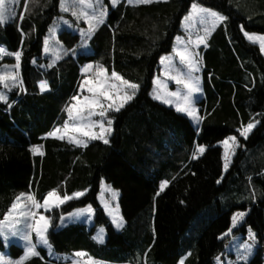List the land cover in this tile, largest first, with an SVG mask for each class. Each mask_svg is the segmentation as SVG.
Masks as SVG:
<instances>
[{
    "label": "trees",
    "instance_id": "obj_1",
    "mask_svg": "<svg viewBox=\"0 0 264 264\" xmlns=\"http://www.w3.org/2000/svg\"><path fill=\"white\" fill-rule=\"evenodd\" d=\"M194 2L228 17L198 47L196 106L202 119L196 126L150 95L160 57L171 51ZM59 4L28 0L25 11L24 0H13L8 8L15 15L0 23L5 51L0 64L17 65L12 53L21 52L16 81L0 84L7 96L6 103L0 101V219L24 191L37 200L52 189L61 195L82 192L48 212L47 239L54 252L83 250L113 264H178L181 257L183 264H213L224 249L222 236L232 215L243 211L233 232L250 228L258 246L247 262L237 264H264V55L244 36L245 31L264 34V0L107 3L105 22L87 36L86 45L79 33L57 30L60 58L51 60L44 39L60 14ZM85 63L92 65L87 74L81 73ZM97 65L139 85L120 111L108 113L109 143L90 140L84 147L48 136L64 122L66 106L84 92L82 80ZM41 80L48 84L43 91ZM249 122L255 127L245 138L239 130ZM230 135L239 145L224 171L218 143ZM37 145L39 154L32 147ZM197 145L205 151L194 158ZM101 179L118 190L119 229L98 202ZM165 179L169 183L161 189ZM85 206L93 209V225L58 226L62 215ZM97 227L106 234L102 243L93 237ZM9 247L13 257L22 252L16 244ZM37 250L40 256L24 264H67L53 260L45 247Z\"/></svg>",
    "mask_w": 264,
    "mask_h": 264
},
{
    "label": "snow or ice",
    "instance_id": "obj_2",
    "mask_svg": "<svg viewBox=\"0 0 264 264\" xmlns=\"http://www.w3.org/2000/svg\"><path fill=\"white\" fill-rule=\"evenodd\" d=\"M152 0H128L129 4H141V3H151ZM25 3V11H27L28 0H24ZM113 6L118 3V0H111ZM96 5H99L97 7ZM72 15L77 17V19L83 18L85 22L88 24V29H80L82 38L87 34L88 37L92 35L95 31L96 27L105 22V17L107 14V9L103 6L102 0H78L79 11L76 10L77 5L73 4L72 6ZM61 9L63 11H69V6L66 4V0H61ZM87 9H91V13L87 11ZM15 15V13L6 7L5 0H0V23H5L11 16ZM21 19H23V14H21ZM199 19L201 24H210V28L206 27L204 29L205 35L200 36L197 35L195 41H191L189 39L188 42L185 43L184 47L181 49H174L177 55H179L181 62L187 65V72H178L177 75L173 76L172 79L176 81L177 85H183L184 91L180 90L176 92L170 93V96L176 97V107L177 111L185 112L188 116L192 117L193 121L199 123L202 117L199 116L197 109L194 104V93H198L201 91L200 88V79L197 76L193 75V72L199 71V60L197 57L199 53L193 51L190 45H195V47H199L201 44L206 45V37L218 24L225 22L228 17L221 14L218 11H215L211 8H206L200 5L199 3L194 2L191 6V11L184 17V21L189 22V26L193 20ZM65 23H68L65 21ZM243 30V26H242ZM50 32H54V28H50ZM245 37L253 42H258L261 52H264V34L257 33H249L247 31L244 32ZM177 40H181V37L177 36ZM86 42V41H85ZM45 52H49L48 40H45ZM4 52V49L0 47V53ZM16 57L17 65L19 67V61L21 57V52L17 51L12 53ZM59 55H56L55 59H59ZM166 57L161 56V63H165ZM55 63V60H53ZM51 66V65H49ZM92 67L91 64H86L81 69L82 72L87 71ZM97 76L94 79V83L90 84L87 88V91L91 94L89 96H85L82 101H78L77 96H73V101H78L77 103H71L67 105L68 115L70 120L65 121L63 126V133L60 128H55L49 133L48 136L57 137L61 140L67 139L70 143H74L76 145L87 146V139L78 138L77 133H81L82 137L90 138L93 140H102L105 144L109 143L108 136L112 132V119L108 117V111L110 109H114L115 111H120L121 108L125 106V104L132 100L136 95V91L139 88L137 83L131 82L117 73L115 70L111 72L110 75L107 74V70L103 65H97L96 68ZM11 79L13 82L16 81L17 76L13 73H5L0 74V81H7ZM88 83L87 77L85 78L84 83L81 85V88L84 87V84ZM155 83V81H154ZM41 91L48 87L47 81L41 80L39 81ZM7 87V84H5ZM154 99H163L164 103L171 104L173 103L172 99L164 98L160 95H156L155 93ZM0 101L7 102V96L0 92ZM11 105H9L10 107ZM96 115L100 119H92V117ZM105 120L107 121L105 123ZM78 121L79 123H76ZM255 127L253 122H249L247 125L241 127L240 135L247 138L251 130ZM98 128V131H97ZM225 147L224 153V168L228 169L229 164L232 159V155L235 153L236 148L239 145V141L236 136L226 137L223 141H221ZM33 151H39L40 146H32ZM205 151L204 145H197L196 151L193 153V157L195 158L198 153H203ZM220 182L219 180L217 181ZM169 183L168 180L161 181V189H163ZM113 198L118 195V190H112ZM83 195L82 192H74L71 195L64 194L61 195L57 189L50 190L45 197L43 198V204L39 200L36 199L35 195L32 193H21L16 199L19 202L21 198H25L27 201H31L33 206L37 209L44 207L48 209L55 204L59 206L60 204L65 203L66 201L72 199L73 197H79ZM183 203V201H182ZM108 205H105L106 210H108ZM18 208V203H13L9 213L5 215L3 220H0V234L3 235L5 241H8V232L11 231L12 235H16L20 230L16 228V225L21 223L20 220L14 219L12 216V210ZM118 208V205H117ZM79 211H87L91 213L93 209L89 206L87 209H81ZM112 217V223L116 226V228L123 227V217L118 214V212L112 211L109 212ZM21 216H31L33 223L29 224L26 220L24 223L27 225V228L24 230L23 239L27 242L25 245V252L22 256L17 259L14 264H24L26 260L33 256H40V252L37 250V244H43L49 248V252L51 254V245L47 239L48 228H49V219L44 215H39L37 219V213L31 212H20ZM245 213L243 211L234 213L232 216V224L235 226L239 221H241L244 217ZM91 219V217H89ZM34 231L36 235V242H33L31 232ZM229 232L231 229L228 230ZM103 232L104 229L101 228L97 235L94 236L98 242H103ZM249 236L252 241H255V234L252 233L249 228ZM10 243V241H8ZM253 248V243H249L245 241L243 244L239 245V249L237 251V259L247 261L249 255L251 254ZM75 257L81 258L86 257L87 253L83 250L77 251L74 254ZM92 258L87 257L86 264H91ZM8 264H12L11 261ZM73 264H79V261L74 259ZM183 264V261L180 262Z\"/></svg>",
    "mask_w": 264,
    "mask_h": 264
},
{
    "label": "rangeland",
    "instance_id": "obj_3",
    "mask_svg": "<svg viewBox=\"0 0 264 264\" xmlns=\"http://www.w3.org/2000/svg\"><path fill=\"white\" fill-rule=\"evenodd\" d=\"M12 2H13V0H5L6 7L8 8L9 6H11ZM127 2H128V0H127ZM93 3H95V0H93ZM107 3L111 4V5H113V4L111 3V0H102V4L107 9V12H108V4ZM66 4L69 6V11H63L61 9V0H60V4H59L60 14L56 17V19L50 25V27L48 29V33L44 39V42H45L46 38L48 40V47L50 50L47 53H49L51 60L56 57L58 50H59V47L61 46L57 42L58 41L57 40V30L64 27L66 29H69L70 31L77 32L81 35L80 29H84L85 33H86V30L88 29V24L85 22V20L83 18L77 19V17L72 15L73 9L71 6L73 4L77 5L76 10L79 11L78 0H66ZM192 4H191V6H192ZM96 6L99 7V5H96ZM191 6H190L188 13L191 11ZM87 11H89V13H91V9H87ZM184 17L181 21L180 34L177 35V36L181 37V40H177L176 39L177 36H176L174 41H173V46H172L171 51L169 53L163 55L166 57L165 63L162 64L161 61H159L160 68H159L157 75L153 79L152 87H151V91H150V95L153 99H154V95H153L154 93L156 95H160L164 98L172 99L173 103H171V104L164 103L163 99H155V100L159 101L160 103H162L166 106L172 107L175 111H177V107H176L177 98L170 96V93L176 92L178 90L183 92L184 88H183V85H177L176 81L174 79H172V77L177 75L178 72H181V71L187 72L188 69H187V65L185 63L181 62L179 55H177V53H176V51H174V49L183 48L185 43L188 42L189 39H191V41H195L197 35H200V36L205 35L204 29L206 27L210 28V24H201L199 19L193 20L191 22V25L189 26V22L184 21ZM65 21H67L68 23H65ZM82 22L84 24H82ZM50 28H54V32H50L49 31ZM249 33H251V32H249ZM81 37H82V35H81ZM82 39L84 40V45H86L88 43L87 42V34H85V36ZM256 44L259 45L258 42H256ZM201 45H203V44H201ZM201 45H199V46H201ZM190 47L193 51L198 52V48L195 47L194 44L190 45ZM44 49H45V44H44ZM262 53L264 55V52H262ZM15 59H16V57H15ZM197 59L199 60V56L197 57ZM84 65L82 66V68L84 67ZM199 68H200V64H199ZM15 70H16V65H12V63L0 64V74L13 73V72H15ZM89 71H90V69H88V71L86 73H88ZM107 74L110 75L111 73L107 72ZM193 75L199 77V71L193 72ZM96 76H97V72H94L93 75L87 77L88 83L84 84V92H82L80 95L77 96L78 101H82L85 96L91 95L87 91V88L90 84L94 83V79ZM85 78L82 80V84L84 83ZM154 81H155V83H154ZM3 83H4V81H0V84H3ZM39 86H40V84H39ZM193 96H194V104H195V107L197 109L196 101L201 96V91L198 93H194ZM78 101H73L72 103H77ZM111 110H114V109H110L108 111V113ZM177 112L185 115L189 119V121L191 122L192 125L196 126L198 124L197 122L193 121L192 117L188 116L187 113L179 112V111H177ZM65 115L66 116H65L64 122L62 124L56 125L53 129L60 128L61 132L63 133V126L65 124V121L70 120L67 109H66ZM107 118H109V115ZM92 119L95 120V119H100V118L98 116L94 115L92 117ZM106 122L107 121L105 120V123ZM76 123H79V122L76 121ZM97 131H98V128H97ZM239 134H240V131H239ZM76 135L78 138L87 139V141L93 140L90 138L82 137L81 133H77ZM109 136H108V138H109ZM230 136H233V135H230ZM227 137H229V136H227ZM65 139H67V136L65 137ZM220 142L218 144L222 148L223 169L225 171V168H224L225 147ZM36 153L39 154L40 150L36 151ZM110 189L116 190V189L112 188L109 184H107L104 179H101L100 183H99L98 202L100 203L101 207L105 210L106 215L110 218V221L112 222V217L109 214V212L115 211V212H118V214L120 215L119 206L117 208L118 195L119 194L115 198H113L112 191ZM21 193H32V192L24 191ZM81 196H79V197H81ZM39 201L41 202V204H43V199L39 200ZM13 203H18V208L15 210H12V216L14 219L21 221V223L16 225V228L19 229L20 231L16 235H12L11 231L8 232V241H10V243L8 241H5L3 235L0 234V241L4 245V249L2 251H0V264H8L9 261H11L12 264H14V262L17 259H19V257L22 256L25 252V245L27 242L23 239V234H24V230L27 228V225L24 223V221L26 220L29 224L33 223V221H32V218L30 215L29 216H21L20 212L23 211V212L37 213L38 214L37 219L39 218V215L46 216L49 219V228H48V230H49L51 228L52 219L48 215V212H50L53 208L59 207L61 205L60 204L59 206H56L55 204H53V206L48 208V209H45L44 207L37 209L33 206L31 201H27L25 198H21V200L19 202L17 201V199H15ZM13 203H12V205H13ZM106 204L109 206L108 210H106V208H105ZM12 205L10 206L9 210L6 212L5 215H7L9 213ZM88 207L89 206L76 208V209L62 215L58 221V226H63V225L73 223V222H82V223L86 224L88 227L93 225V223H94L93 212L89 213L87 211H79L81 209H87ZM5 215H4V217H5ZM4 217L0 220H3ZM89 217H91V219H89ZM242 220L239 221L235 226H233L232 217H231V223H230V228H229V229H231V231L229 232L228 231L229 229H228L223 234L222 237H226L227 240L225 242L223 251L215 257L213 264H237V263H241V262H247L252 257L253 253L256 251L258 245L256 243V240L253 242L252 239L250 238L249 229L246 230L245 234H240V233L234 234V232H233L241 224ZM113 226L116 228V226L114 224H113ZM100 229H101V227H97L94 230L93 237L97 235V233ZM116 229H119V228H116ZM31 236H32L33 242H36L37 238H36L34 231L31 232ZM103 237H104L103 240H105V238H106L105 232H103ZM245 241H248L249 243H253V248H252L251 254L249 255L247 261L238 260L237 259V251L239 249V245L243 244ZM12 243L16 244L22 248V252L17 257H13L9 252L10 251L9 246ZM38 247H45L47 249L48 255L53 260L65 262L67 264H73L74 259L78 260L79 264H86L87 257H89V256L81 257V258L75 257L74 256L75 252H73V253H56L52 250V248H51V254H50L49 248L47 246L38 243L37 248ZM263 250H264V246H263ZM183 258L184 257H181L179 259L178 264H180V262L183 261ZM91 264H113V263L92 259Z\"/></svg>",
    "mask_w": 264,
    "mask_h": 264
},
{
    "label": "bare ground",
    "instance_id": "obj_4",
    "mask_svg": "<svg viewBox=\"0 0 264 264\" xmlns=\"http://www.w3.org/2000/svg\"><path fill=\"white\" fill-rule=\"evenodd\" d=\"M86 64H89V63H85V65H86ZM87 71H88V70H87ZM87 71H85V72H83V73H86Z\"/></svg>",
    "mask_w": 264,
    "mask_h": 264
}]
</instances>
